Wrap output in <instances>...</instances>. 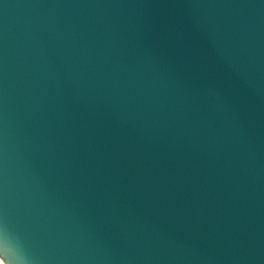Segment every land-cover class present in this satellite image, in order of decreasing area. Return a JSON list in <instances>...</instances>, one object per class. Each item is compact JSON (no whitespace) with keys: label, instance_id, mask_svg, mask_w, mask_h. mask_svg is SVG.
Returning a JSON list of instances; mask_svg holds the SVG:
<instances>
[{"label":"water","instance_id":"water-1","mask_svg":"<svg viewBox=\"0 0 264 264\" xmlns=\"http://www.w3.org/2000/svg\"><path fill=\"white\" fill-rule=\"evenodd\" d=\"M0 264H264V0H0Z\"/></svg>","mask_w":264,"mask_h":264}]
</instances>
